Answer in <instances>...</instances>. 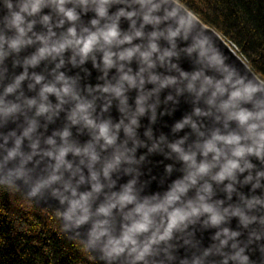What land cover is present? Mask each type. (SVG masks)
Here are the masks:
<instances>
[{
  "label": "water",
  "instance_id": "95a60500",
  "mask_svg": "<svg viewBox=\"0 0 264 264\" xmlns=\"http://www.w3.org/2000/svg\"><path fill=\"white\" fill-rule=\"evenodd\" d=\"M4 3L5 0H0V18L6 14ZM147 7L134 0H123L108 6L109 16L121 9L136 13L131 18L120 16L117 20L121 38L133 35L131 42L114 45L110 50L119 53L139 48V52L128 59L121 60L114 55L111 67H105L103 52L99 50H94L81 60L71 49H66L62 54L63 64L56 68L61 57L41 60L35 66L26 65L25 61L40 47L38 42L23 45L17 51L10 50L7 43L0 49L5 53L0 56V96L5 102L20 105L16 112L0 114V183L18 189L39 208H53L66 236L81 242L97 264L118 262L103 259L98 247H86L92 219L80 226L66 221L63 217L69 207L66 197L79 199L82 195L91 194L90 211L95 212L132 182L139 201L163 199L175 183L184 181L188 174L186 163L170 145L181 142L180 147L185 152H196V162L199 164L205 157L195 147L196 144L211 138L216 129L221 134H227L228 130L236 128L235 122L230 121L228 130H225L223 122L215 120V109L206 103L209 93L197 96L199 80L194 84L195 90L188 87L196 72L202 71L204 76H217L213 70L198 62L196 52H188V45L196 31L200 28L212 37L216 47L225 55L226 63L235 66L242 75L264 82L222 36L177 1L173 0L172 3L169 0L168 4H161L151 14L160 18L159 23L144 22ZM169 10H175L177 18L164 19ZM76 11L81 16L80 22H77L78 31L81 26L91 27L90 20L96 18L95 13L91 10L81 13L79 7ZM40 15L52 16L53 31L57 34L66 31L69 26L65 23L63 28H55L56 16L48 7H44ZM192 16L199 21V25L189 33L188 40H184L181 33L170 43L166 39L167 29L175 30L179 17ZM39 18L36 17L37 20ZM100 23L103 25L105 21L101 20ZM0 30V34L6 38L14 35V31L3 30L2 22ZM33 31L43 33L46 29L37 23ZM136 31L142 35L135 36ZM153 32L163 35L152 40ZM150 42L156 43L158 48L150 57L151 66L140 56L141 52L148 50ZM165 51L173 55L161 60L159 57ZM21 75L24 79L18 88L4 96V89ZM34 75L43 77L41 83H35ZM57 75H63L76 95L92 105L91 119L97 125H108L110 134L115 136L113 144L105 146L102 138L97 140V129L83 122L72 123L69 117L76 103L73 100L65 98L66 102L61 104L54 94H48L46 103L49 111L37 113L42 85L53 82ZM124 75L130 76L133 82L123 81L119 95L103 91L119 86ZM56 87H61V84L57 83ZM28 100H34L36 104L29 107L26 104ZM244 106L252 107L250 103ZM196 109L209 114L197 115ZM185 120L189 123H184ZM177 124L183 127L178 129ZM192 124L196 125L195 129ZM29 127L32 128L31 132L24 135ZM126 128L130 132H126ZM65 131L69 135L62 138L61 134ZM49 140L53 143L49 144ZM65 145L78 148L81 152H67L64 163L57 168L58 149ZM88 145H92V151L97 156L94 162L83 152ZM13 150L16 154L5 159ZM118 153L123 154L120 162L105 176V165ZM211 157L210 153L207 160L210 161ZM245 161L252 167L244 168ZM240 164L243 171L234 170L231 178L220 181L213 179L220 171V165H216L209 174L197 178L177 204L196 203L203 196V203L211 206L221 217L219 223H211L210 213L191 217L179 229L173 230L167 241L153 246L156 254L146 258L148 264H264V157L246 155ZM93 172L97 174L96 180L92 179ZM53 175L58 179L50 180ZM97 183L100 189L94 192L93 185ZM205 184L208 185L207 192L203 191ZM73 191L75 197L72 196ZM131 207L128 205L125 211ZM112 215L116 217L118 234L122 217L118 209H113Z\"/></svg>",
  "mask_w": 264,
  "mask_h": 264
},
{
  "label": "clouds",
  "instance_id": "9594fccd",
  "mask_svg": "<svg viewBox=\"0 0 264 264\" xmlns=\"http://www.w3.org/2000/svg\"><path fill=\"white\" fill-rule=\"evenodd\" d=\"M123 0H5V15L0 18L3 23V30L14 31V35L6 38L0 34V49L7 43L8 48L17 51L23 45L39 43L40 47L30 59L26 60V65L35 66L39 61L51 58L55 60L61 57L60 63L56 64L59 68L63 64L62 54L66 49H71L74 55H79L81 60L85 59L94 50L103 52V63L105 67L113 65V56L118 59H128L133 53L139 52V48L126 49L125 51L114 53L110 49L112 46L130 43L133 35H124L118 29L117 20L120 16L131 18L136 15L134 12H125L122 9L115 15L109 16L108 6L114 3H121ZM141 5H147V11L143 15L144 22L159 23V17H153L151 14L160 8L161 4H168L169 0H159L154 3L153 0H134ZM173 3V0H172ZM71 5V7H68ZM48 7L56 16L55 28H63L68 23L66 31L59 34L53 31L51 23V15H40L42 9ZM80 8L81 13H87L89 10L95 13L96 18L90 20L91 27L81 26L77 28V22H80V13L76 11ZM40 16L39 20L36 19ZM177 18L175 10L166 12L164 19ZM101 20L105 23L101 25ZM40 23L46 32L36 33L33 31L34 26ZM199 25V21L192 17H179L177 19V27L175 30L167 29L166 39L171 43L175 37L183 33V39L188 40L189 33ZM95 29V30H92ZM2 31V30H0ZM31 33V35H29ZM139 37L142 35L140 31L134 33ZM163 35L161 32H153L151 39ZM156 43L150 42L148 50L141 52L140 56L144 62L151 66L150 57L153 52H157ZM188 52H196L198 62L217 73V76H204L203 72L193 74L189 82V89H194L197 80L200 81L197 96L208 92L206 103L210 108L215 109V120L222 121L225 130H228L229 122H235L236 128L228 130L227 134H221L219 129L212 132L211 138L206 139L202 144L198 143L195 147L205 157L199 164L196 162V152H185L180 143L170 145L171 149L178 153L180 158L186 163L188 174L184 181L175 183L171 191H169L163 199L152 201L145 199L139 201L133 191L132 182L127 184L123 190L114 194L108 201L98 207L95 212L90 211L89 196L85 194L79 199H68L69 207L63 213L66 221L73 226H80L92 219V227L89 232V240L86 247H98L102 253V258L110 262H118V264H148L146 259L156 254L154 245H159L162 241H167L173 233V230L179 229L191 217L200 215L201 213H210L212 224L219 223L221 217L208 204L203 203L204 197L200 196L198 202L189 201L187 204L177 206L181 200V196L186 192L190 185H194L197 178L203 177L210 173V170L216 165H220V171L216 173L213 179L220 181L226 177L231 178L234 170L243 171L240 161L246 155H255L256 157H264V82L255 78H248L242 75L235 66L226 63V57L216 47L214 40L205 30L199 28L193 35L191 43L188 45ZM5 55L0 51V56ZM173 55L170 51H165L159 58L164 59L165 56ZM182 75H184L182 73ZM24 79L21 75L17 77L15 82L4 89V96L13 93L18 88L20 81ZM153 80L155 77L152 78ZM33 80L39 84L43 80L42 76L34 75ZM123 81L132 83L130 76L121 77V84L115 88H105L103 91H111L116 95L120 94ZM60 83L61 87H56ZM29 87H32L30 85ZM54 94L60 103H65V98L75 101V107L70 113L72 123L83 122L86 126L97 129V140L103 139L105 146L113 144L115 136L110 134L107 124L97 125L90 117V109L92 105L80 99L73 91L70 83L65 80L63 75H57L51 83L43 84L40 91L41 103L37 106V113L43 114L49 111V105L46 103L47 95ZM259 94V96L257 95ZM251 104L249 109L244 105ZM30 107L36 104L34 100L26 101ZM20 105L12 102H5L3 96H0V114L7 115L16 112ZM143 111V109H140ZM197 115H208L202 113L200 109H196ZM135 123V121H133ZM184 123H189L185 120ZM179 129L182 124H177ZM195 129L196 125L192 124ZM32 128L29 127L24 135H28ZM126 132L130 129L126 128ZM62 138H66L69 133L63 132ZM201 135H203L201 133ZM49 144L53 141L49 140ZM19 140H17V145ZM35 147V145H33ZM73 151L80 153L78 148H71L65 145L58 149L56 156L59 168L64 163V156L67 152ZM84 154L90 157L92 162L96 161L97 156L92 151V145H88L83 150ZM212 154L211 160H207L209 154ZM15 150L8 153V157L15 155ZM52 155V153H48ZM122 153H118L111 162L107 163L103 169V174L108 175L121 159ZM221 160L223 162L221 163ZM91 166V164L89 165ZM252 165L244 162V168H250ZM96 173H92V179L96 180ZM55 175L50 180H56ZM100 185L94 184L93 191H99ZM203 191H208V185L205 184ZM76 193L73 191L72 196ZM63 202V201H62ZM128 205L132 207L125 211ZM118 209L122 217L120 222V230L116 232V217L112 215V210Z\"/></svg>",
  "mask_w": 264,
  "mask_h": 264
},
{
  "label": "trees",
  "instance_id": "16d2710c",
  "mask_svg": "<svg viewBox=\"0 0 264 264\" xmlns=\"http://www.w3.org/2000/svg\"><path fill=\"white\" fill-rule=\"evenodd\" d=\"M213 28L264 81V0H175ZM0 264H97L64 233L53 208H39L0 183Z\"/></svg>",
  "mask_w": 264,
  "mask_h": 264
}]
</instances>
